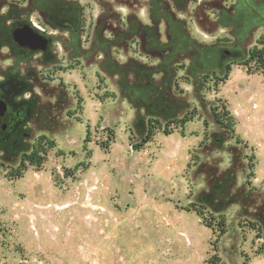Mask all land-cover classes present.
<instances>
[{"label": "rangeland", "instance_id": "1", "mask_svg": "<svg viewBox=\"0 0 264 264\" xmlns=\"http://www.w3.org/2000/svg\"><path fill=\"white\" fill-rule=\"evenodd\" d=\"M258 40L264 0H0V264H264Z\"/></svg>", "mask_w": 264, "mask_h": 264}, {"label": "trees", "instance_id": "2", "mask_svg": "<svg viewBox=\"0 0 264 264\" xmlns=\"http://www.w3.org/2000/svg\"><path fill=\"white\" fill-rule=\"evenodd\" d=\"M263 42L261 40L257 41V44H262ZM263 47L262 48H253L249 51V55H248V59L243 63V65H248L251 62H255L258 69H260L262 72H264V44H262ZM230 72V66L227 65L225 68V75L222 78H219L218 80H220L221 82H224L227 80V75ZM222 113L224 115V117H226V119L229 121V124L226 125L221 121V118L219 117V114H216L213 112V116L215 121L223 128H227L230 131L234 132L233 129V118L231 116V114L227 111L226 107L223 105L222 106ZM11 114V110L8 108V111L5 114V117L2 119V122H4L8 128H12L15 127L16 125L13 124L12 119L9 117ZM189 117L185 116L182 119L179 120L180 124H185L187 121H189ZM152 127L150 126V129L147 131L145 137L141 140L140 144H136L135 147H139L142 144L147 143L148 141H150L151 137H152V131H151ZM48 144L50 146H52L54 143L53 141H48ZM41 151L39 150L38 146L34 147L32 149V151L28 154H23L21 156V163H20V167H24L25 164H29V165H35L37 167L41 166V162H42V156L40 155ZM43 154H45V152H43ZM19 175V172H17L16 176ZM198 215H200V217H202L203 212L202 210H198ZM203 219V223L206 227L212 229L211 225L207 222H205L204 218ZM213 230V229H212ZM218 236L222 235L225 233L226 231V223L224 222V220L222 219V221L219 223L218 228ZM218 259L217 256H211L210 261L213 262V260ZM216 264V262H214Z\"/></svg>", "mask_w": 264, "mask_h": 264}, {"label": "water", "instance_id": "3", "mask_svg": "<svg viewBox=\"0 0 264 264\" xmlns=\"http://www.w3.org/2000/svg\"><path fill=\"white\" fill-rule=\"evenodd\" d=\"M12 37L17 45L20 47H26L31 51H45L48 46L47 38L35 31L29 25L14 29ZM6 109V104L0 100V117L4 116Z\"/></svg>", "mask_w": 264, "mask_h": 264}, {"label": "flooded vegetation", "instance_id": "4", "mask_svg": "<svg viewBox=\"0 0 264 264\" xmlns=\"http://www.w3.org/2000/svg\"><path fill=\"white\" fill-rule=\"evenodd\" d=\"M24 25H28V24H18V25H16L14 28H13V30L14 29H16V28H19V27H22V26H24ZM30 26V25H29ZM31 27V26H30ZM33 28V27H32ZM34 29V28H33ZM13 30H12V32H13ZM12 32H11V38H12V40H13V37H12ZM13 42H14V40H13ZM15 43V42H14ZM15 45L19 48V49H21V50H23V51H31L30 49H28V48H26V47H20L19 45H17L16 43H15ZM47 49V48H46ZM1 122H2V119L0 118V128H3V124H1Z\"/></svg>", "mask_w": 264, "mask_h": 264}]
</instances>
